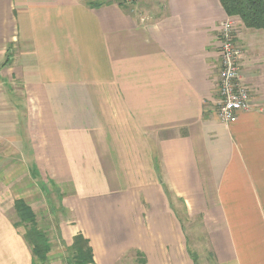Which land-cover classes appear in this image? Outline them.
I'll list each match as a JSON object with an SVG mask.
<instances>
[{
	"label": "crops",
	"instance_id": "obj_1",
	"mask_svg": "<svg viewBox=\"0 0 264 264\" xmlns=\"http://www.w3.org/2000/svg\"><path fill=\"white\" fill-rule=\"evenodd\" d=\"M227 18L219 0H0V264H34L23 179L61 189L43 230L82 234L91 264H264V31L238 20L252 108L226 124Z\"/></svg>",
	"mask_w": 264,
	"mask_h": 264
},
{
	"label": "trees",
	"instance_id": "obj_2",
	"mask_svg": "<svg viewBox=\"0 0 264 264\" xmlns=\"http://www.w3.org/2000/svg\"><path fill=\"white\" fill-rule=\"evenodd\" d=\"M219 1L229 17L238 18L247 28L264 31V0ZM111 2L124 4L122 0L88 1L87 4L90 7H100ZM15 208L19 219L16 224L25 227L24 238L32 249L34 264H47L51 251V240L48 234L39 227L37 215L26 200L17 199ZM70 249L75 256V264L94 263L93 250L82 234L74 238Z\"/></svg>",
	"mask_w": 264,
	"mask_h": 264
},
{
	"label": "rangeland",
	"instance_id": "obj_3",
	"mask_svg": "<svg viewBox=\"0 0 264 264\" xmlns=\"http://www.w3.org/2000/svg\"><path fill=\"white\" fill-rule=\"evenodd\" d=\"M88 1H107V0H84ZM123 3L135 12L140 13L143 10H150V13L162 10L166 0H122ZM238 26V19L232 17ZM263 31V30H262ZM241 44V43H240ZM244 49V46L241 44ZM245 55V54H244ZM23 179L18 184L17 192L27 196V201L32 203L37 211V221L42 229H46L50 236L57 230L55 216L49 212L50 208H57L60 206L59 192L61 189L48 181L26 180ZM69 188L63 187L62 191L67 192ZM24 227V226H23ZM25 228V227H24ZM51 251L47 264H75V256L70 248H67L62 242L56 240L55 237L51 238ZM126 264H140L133 257L125 260ZM91 264V263H87Z\"/></svg>",
	"mask_w": 264,
	"mask_h": 264
},
{
	"label": "built area",
	"instance_id": "obj_4",
	"mask_svg": "<svg viewBox=\"0 0 264 264\" xmlns=\"http://www.w3.org/2000/svg\"><path fill=\"white\" fill-rule=\"evenodd\" d=\"M221 61L218 75L220 103L218 115L222 122L231 124L237 121L241 111L252 108V91L241 80V60L244 49L241 46L236 21L229 17L222 22L220 33Z\"/></svg>",
	"mask_w": 264,
	"mask_h": 264
}]
</instances>
